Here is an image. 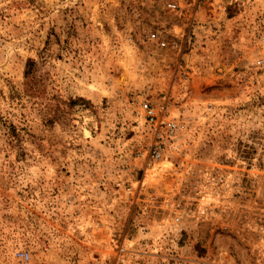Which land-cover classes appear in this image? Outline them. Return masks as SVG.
Masks as SVG:
<instances>
[{"label":"rangeland","instance_id":"374dc122","mask_svg":"<svg viewBox=\"0 0 264 264\" xmlns=\"http://www.w3.org/2000/svg\"><path fill=\"white\" fill-rule=\"evenodd\" d=\"M169 1L0 0V264H264V0Z\"/></svg>","mask_w":264,"mask_h":264},{"label":"built area","instance_id":"2783aa9c","mask_svg":"<svg viewBox=\"0 0 264 264\" xmlns=\"http://www.w3.org/2000/svg\"><path fill=\"white\" fill-rule=\"evenodd\" d=\"M178 5L177 1H169L166 6L170 9ZM148 39L158 47H163L165 41L156 32H150ZM139 112H142L141 131L137 138V144L144 147L142 155L152 160L163 158L169 152L178 151L179 145L176 142L178 123L169 116L163 105H154L148 100H141ZM144 126V127H143ZM17 258L26 260L27 252H15Z\"/></svg>","mask_w":264,"mask_h":264},{"label":"trees","instance_id":"16d2710c","mask_svg":"<svg viewBox=\"0 0 264 264\" xmlns=\"http://www.w3.org/2000/svg\"><path fill=\"white\" fill-rule=\"evenodd\" d=\"M31 64V62L29 60H27L25 62V71H24V74L26 75L28 73V68H29V65Z\"/></svg>","mask_w":264,"mask_h":264}]
</instances>
